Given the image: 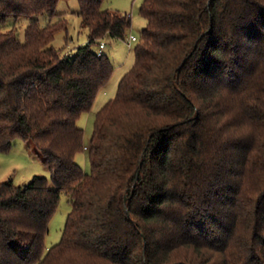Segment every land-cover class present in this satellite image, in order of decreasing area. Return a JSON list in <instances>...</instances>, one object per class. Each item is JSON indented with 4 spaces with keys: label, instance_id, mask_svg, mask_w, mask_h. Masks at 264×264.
<instances>
[{
    "label": "trees",
    "instance_id": "1",
    "mask_svg": "<svg viewBox=\"0 0 264 264\" xmlns=\"http://www.w3.org/2000/svg\"><path fill=\"white\" fill-rule=\"evenodd\" d=\"M60 1L0 0V152L30 141L50 173L0 182V264H264V0H142L87 147L77 122L114 68L96 47L131 18L77 0L87 40L63 53Z\"/></svg>",
    "mask_w": 264,
    "mask_h": 264
},
{
    "label": "rangeland",
    "instance_id": "2",
    "mask_svg": "<svg viewBox=\"0 0 264 264\" xmlns=\"http://www.w3.org/2000/svg\"><path fill=\"white\" fill-rule=\"evenodd\" d=\"M141 2L142 0H105L103 2V8L118 10L121 13L129 14L131 27L127 30L125 36L130 33L138 36L146 24L145 18L139 13ZM57 12H63L61 16L67 20L68 31L67 34L64 31L58 32L55 35L53 43L55 46L62 48L63 53L67 51L72 52L76 46L84 44L87 40L86 32L80 25L77 0H61L58 3ZM44 19L43 17L40 18L42 24L44 23ZM12 21L13 17H9L6 22V27ZM28 21V19H22L19 22L20 35L22 37L23 29ZM102 41L105 43L102 51L110 57L114 68L107 84L95 96L91 108L83 113L77 122L83 129V144L85 147L89 144L96 111L108 99L115 96L118 81L134 62V43H131L129 48L125 38L107 37ZM75 159L85 171H89L90 165L86 150L79 152ZM34 175L44 176L50 182L48 167L43 163L35 146L30 141L15 139L8 152H0V182L10 181L15 185H24L29 183ZM70 209L71 203L68 196L65 192H61L57 208L48 222V232L45 235V245L47 247H50L60 240L62 229Z\"/></svg>",
    "mask_w": 264,
    "mask_h": 264
},
{
    "label": "built area",
    "instance_id": "3",
    "mask_svg": "<svg viewBox=\"0 0 264 264\" xmlns=\"http://www.w3.org/2000/svg\"><path fill=\"white\" fill-rule=\"evenodd\" d=\"M136 37L134 34L127 35V43L130 44L131 41L135 40ZM105 47V43L101 40L99 43V47L97 49V54L100 55L102 53L103 48Z\"/></svg>",
    "mask_w": 264,
    "mask_h": 264
}]
</instances>
